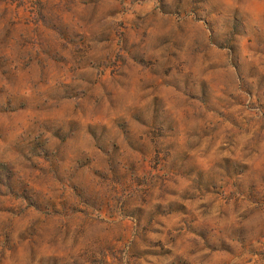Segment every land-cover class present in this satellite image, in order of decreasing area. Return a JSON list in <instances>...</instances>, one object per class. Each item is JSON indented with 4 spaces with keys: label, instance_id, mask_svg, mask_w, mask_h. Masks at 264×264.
Wrapping results in <instances>:
<instances>
[{
    "label": "rangeland",
    "instance_id": "rangeland-1",
    "mask_svg": "<svg viewBox=\"0 0 264 264\" xmlns=\"http://www.w3.org/2000/svg\"><path fill=\"white\" fill-rule=\"evenodd\" d=\"M0 264H264V0H0Z\"/></svg>",
    "mask_w": 264,
    "mask_h": 264
}]
</instances>
